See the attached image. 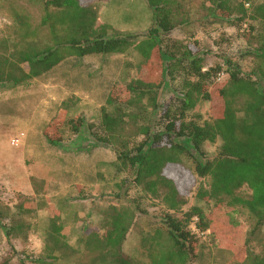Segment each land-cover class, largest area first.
I'll return each instance as SVG.
<instances>
[{"label": "trees", "instance_id": "1", "mask_svg": "<svg viewBox=\"0 0 264 264\" xmlns=\"http://www.w3.org/2000/svg\"><path fill=\"white\" fill-rule=\"evenodd\" d=\"M39 1L43 14L39 25H32L27 14L15 11L13 35L0 40V83L27 85L68 57L125 53L131 48L141 55L146 70L143 76L120 88L125 93L122 96L115 86L110 87L100 108L98 126L96 130L89 126L88 131L95 143L114 150L112 175L127 172L115 186L123 189L130 183L143 195L160 200L164 206L162 226L151 236L141 237L147 263L133 259L125 254L123 245L136 208L110 206L104 212L103 235L83 240L98 252L92 264H192L198 257V232L191 224L199 233L209 231L212 225L209 213L197 205L182 217L176 216L187 203L180 179L184 174L203 179L196 191L197 202L231 208L228 217L232 227L238 225L237 213H245L253 222L237 264H264V244L257 252L249 246L257 238L254 235L264 228V89L259 87V80L244 74L236 65L228 69L221 65L205 68L196 40L168 42L176 27L174 0H145L153 23L138 34L141 40L137 42L135 35L106 37L104 27H95L97 10L79 0ZM208 1L222 16H234L238 22L245 17L258 22V26H250L256 42L254 69L264 79V3ZM244 2L250 3V11ZM152 55L154 60H150ZM221 71L226 78L215 81ZM167 82L174 96L165 102L160 100V91ZM213 98L219 100L213 115L200 122L191 111ZM67 123L71 131L79 132L85 120ZM130 125L135 127L132 135L126 132ZM56 129L57 125L49 124L44 134L53 146L60 141ZM217 141L216 154L206 157L203 144ZM104 175L100 174L103 181ZM244 187L250 190L247 197L240 193ZM33 208L34 204L27 205L25 201H18L13 208L0 202V221L4 220L7 237L27 238L25 218ZM214 231L210 233L213 238L217 236ZM71 249L67 228L60 219L50 217L43 258L54 262Z\"/></svg>", "mask_w": 264, "mask_h": 264}, {"label": "rangeland", "instance_id": "2", "mask_svg": "<svg viewBox=\"0 0 264 264\" xmlns=\"http://www.w3.org/2000/svg\"><path fill=\"white\" fill-rule=\"evenodd\" d=\"M249 2L255 5L264 3V0ZM250 8L246 9L250 11ZM101 9V21L105 23L103 27L106 30L107 24L115 21L113 35L126 33L120 27L125 23L121 15L132 11L134 22L139 24V33L147 31L153 23L151 9L145 0H113ZM15 11L27 14L34 26L39 25L43 15L39 0H0V40L13 35L12 15ZM172 11L176 27L168 42L187 43L196 40V48L204 59L205 68L221 65L223 69H228L236 65L244 74L259 80V87L264 89V81H260L264 79L254 69L256 42L250 26H258L257 21L245 17L238 22L234 16H222L213 10L208 0H174ZM135 36L136 42L141 40L136 33ZM136 53L130 49L127 63L134 68V78H139L146 70L142 66L141 55L139 63L136 61ZM75 58L68 57L59 67L30 80L27 85L0 83V202L10 208L18 201L34 204V210L25 218L27 238L7 237L4 220L0 221V264H92L98 252L92 245L88 247L83 240L94 234L103 235L104 212L112 205L136 208L123 249L127 256L147 263L142 255L141 237L151 236L157 227L162 226L164 206L160 200L143 195L139 188L130 183L123 189L115 186V183L126 177L127 172L112 175V162L116 157L114 150L110 146L95 143L88 131L89 126L96 130L100 108L105 103L110 87L115 86L116 92L122 96L125 93L119 91L120 88L131 80L97 78L96 61L93 60L88 63L89 78L74 76L75 71L81 72L80 67H76L80 60L75 61ZM150 60H154L153 55ZM111 63L116 75L119 64L117 61ZM81 64L82 61L79 66ZM169 85L167 82L160 91V100L168 102L174 96ZM218 103L219 100L215 98L210 102H201L191 113L200 122L209 120ZM79 118L85 120L81 130L71 131L67 122ZM49 124L57 125L59 145H50L45 139V129ZM134 131V126L126 128L127 134L132 135ZM218 145L219 141L205 142V156H214ZM95 149L103 153L97 155L95 160L98 163L100 160L106 161L101 162L103 166L100 170V174H105V179L97 178L100 184L93 191L91 183L95 179L89 166L77 172H71L68 168L76 159L87 161L86 157L80 159L84 150L88 152ZM180 179L187 203L176 216L182 217L184 212L197 205L209 213L212 225L209 231L199 233L194 223L191 224L193 231L198 232V257L192 264H237L243 257L244 237L250 235L253 222L245 213H237L235 219L238 225L232 227L228 217L231 208H213L212 203L197 202L195 199L196 191L203 183L202 178L184 174ZM240 193L247 197L250 190L244 187ZM50 217L60 219L67 228V242L72 248L54 262L45 260L42 252ZM213 230L217 235L215 238L210 235ZM254 236L257 238L249 246L257 252L264 244V228Z\"/></svg>", "mask_w": 264, "mask_h": 264}, {"label": "crops", "instance_id": "3", "mask_svg": "<svg viewBox=\"0 0 264 264\" xmlns=\"http://www.w3.org/2000/svg\"><path fill=\"white\" fill-rule=\"evenodd\" d=\"M81 4L83 5H89L93 8H95L97 10V20H96V24H95V27H103L105 25L104 22L101 21V16L100 14L102 13V7L107 4V3H112L113 0H79ZM123 15H125L123 17ZM121 15L122 17V20L125 21V23H122L120 25L121 29L123 31H126L125 34H117V35H122V36H126V35H138L140 34L139 33V24L135 23L134 22V13L133 11L129 14H123ZM115 21H112V22H109L107 25V32L105 31V36L106 37H112V36H115L113 35L112 33V27L115 29L116 26H115V23H113ZM121 30V31H122ZM131 50H133L131 48ZM130 50H127L125 53H116V54H91V55H86V56H83L81 58H78L76 57L75 58V61L76 60H80L82 61L83 64H81L79 66V63L80 61L77 62V65L76 67H80L79 69H81V72L79 71H75L74 72V76L75 75H80L82 77H86V78H89V72H88V63L91 62L92 60L93 61H96V70L98 73H97V78L101 77V78H106L107 80H118L117 78H123L122 80H134L136 78H134V68L133 67H129L128 66V63H127V54H129ZM139 53L137 52L136 53V61L139 63ZM116 62L119 64V69H118V73L115 75L113 73V70H115V68L113 67L114 65H112L111 62ZM63 63V62H62ZM62 63L58 64L56 67H59ZM55 67V68H56ZM136 74H138V72L136 71ZM130 75V76H128ZM72 77H73V74H72ZM127 77V78H126ZM125 78V79H124ZM86 154V155H85ZM82 157L80 159H85L86 162H82V160H74L73 164H71V166H69V170L71 172H77L79 170H82L85 166H89L90 168V171H91V175H92V178L95 179V181H93V183H91V186H93L94 188H92L91 190H96V188L98 186L99 181L101 178H100V170H101V167L103 166V164L101 163L102 161L105 163L106 160H100V162L98 163L95 158L97 155H103V153L101 152L100 149H95L94 151H88L87 150H84L83 151V154H81ZM84 156V157H83ZM67 171V170H66ZM97 178H99L97 180ZM98 182V183H97ZM85 185V184H84ZM88 185V184H87ZM98 189V188H97Z\"/></svg>", "mask_w": 264, "mask_h": 264}, {"label": "built area", "instance_id": "4", "mask_svg": "<svg viewBox=\"0 0 264 264\" xmlns=\"http://www.w3.org/2000/svg\"><path fill=\"white\" fill-rule=\"evenodd\" d=\"M244 6H245L246 8H248V7L250 6V3H248V2H244ZM225 76H226L225 72H223V71L219 72V73L217 74V76H216L217 81H222V80L225 78ZM15 142L17 143L18 141H15ZM193 228H195V227H193Z\"/></svg>", "mask_w": 264, "mask_h": 264}]
</instances>
